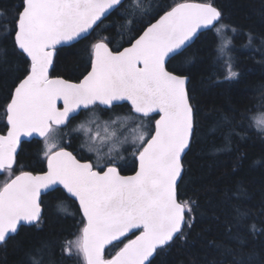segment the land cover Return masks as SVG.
<instances>
[{
    "label": "snow or ice",
    "instance_id": "6c2138e0",
    "mask_svg": "<svg viewBox=\"0 0 264 264\" xmlns=\"http://www.w3.org/2000/svg\"><path fill=\"white\" fill-rule=\"evenodd\" d=\"M117 7H124L123 0H21L13 26L4 30L5 38L12 39L30 65L6 105L8 130L0 135V174L12 177L0 186V243L17 233L21 222L39 221L42 194L56 191L57 186L78 201L86 220L76 241L86 264H151L158 250L190 226L186 213L192 209L178 199L177 185L182 154L193 134L194 112L186 89L188 77L166 65L190 46L201 29L216 27L222 13L211 2H176L123 50L113 51L103 39L93 43L91 70L79 83L51 78L57 46L86 39ZM140 8V0H129L125 14L132 17ZM225 27L219 24L216 30ZM238 75L227 64L226 79ZM119 101H127L136 114L124 120H139L132 129L138 132L132 140L138 162L134 175H121L120 157L111 155L118 151L115 143H127V137L114 142L102 165L82 162L55 142L62 126L81 108H111ZM153 113L159 119L149 131L143 118ZM257 123L264 126V120ZM33 134L45 140L47 170L14 174L21 137ZM111 137H116L115 131ZM133 229L140 230L139 235L104 259L105 246Z\"/></svg>",
    "mask_w": 264,
    "mask_h": 264
},
{
    "label": "trees",
    "instance_id": "16d2710c",
    "mask_svg": "<svg viewBox=\"0 0 264 264\" xmlns=\"http://www.w3.org/2000/svg\"><path fill=\"white\" fill-rule=\"evenodd\" d=\"M182 1L211 2L221 10L219 24L233 32L235 71L239 75L223 78L221 31L216 30L219 24L201 33L167 64L171 71L190 77L195 132L184 158L178 197L181 202L187 201L192 211L186 213L190 226L158 250L151 264H264V130L254 121V115L264 109V0H140L141 8L132 17L125 14L126 0L124 7L113 11L86 39L59 48L52 72L79 80L90 67L93 43L103 39L118 50L168 6ZM20 3L0 0L1 133L8 128L6 105L30 65L12 39L4 36V30L13 26ZM128 19L133 23L128 24ZM122 109L131 111L129 105ZM156 118H145L151 122V129ZM77 136L72 142L62 141L60 146L74 148L79 143ZM132 147L126 153L124 172L137 167ZM45 169L42 142L25 141L14 174ZM11 178L5 172L0 176V186ZM42 204L43 216L37 223L22 226L0 244V264H86L76 247L85 224L77 202L57 188L43 196ZM132 237L109 247L106 258L115 255Z\"/></svg>",
    "mask_w": 264,
    "mask_h": 264
},
{
    "label": "rangeland",
    "instance_id": "374dc122",
    "mask_svg": "<svg viewBox=\"0 0 264 264\" xmlns=\"http://www.w3.org/2000/svg\"><path fill=\"white\" fill-rule=\"evenodd\" d=\"M221 37H220V49L219 55L222 58V69L223 78L227 76V64L232 65V69L235 71V55L233 53L234 43L231 41L233 37V32H229L227 30L221 29ZM88 110V109H87ZM93 111H89L86 116H83L84 122L83 125L77 126L80 120L74 125L76 126L74 129L82 130L84 138L82 137L81 143L85 145L87 151L91 152L94 155L97 163L103 164L104 156H108L109 148L113 147L115 141H123L125 137H127V143H115V148L118 151H113L111 155L114 156H123L127 153V150L133 146L132 140L138 132H133L132 129L136 128V125L139 123V120L135 121H126L123 118L129 115L135 116L136 114L132 113L128 109L120 110H112L106 116H101L99 111L96 108L92 109ZM85 117H88L87 119ZM86 120V121H85ZM264 120V109L254 115V121L256 126L262 130V125H259L257 121ZM115 121L116 123H112ZM143 122L146 126H148V130L151 131L150 122L143 118ZM83 126V127H82ZM107 129V131H105ZM90 130V131H89ZM143 130V129H141ZM115 131L116 137L112 138L111 133ZM99 133L97 137L96 134ZM104 137H109V139H103ZM61 141L60 134L58 133V138L56 139V143L59 144ZM45 148V147H44ZM126 150H125V149ZM124 149V150H123ZM101 155V159L98 161V151ZM82 235V234H81Z\"/></svg>",
    "mask_w": 264,
    "mask_h": 264
},
{
    "label": "water",
    "instance_id": "95a60500",
    "mask_svg": "<svg viewBox=\"0 0 264 264\" xmlns=\"http://www.w3.org/2000/svg\"><path fill=\"white\" fill-rule=\"evenodd\" d=\"M126 0H123V3L125 2ZM182 2H196V3H204L203 1H182ZM213 4V3H212ZM213 6L214 7H216L219 11H221L215 4H213ZM118 8V7H117ZM116 8V9H117ZM116 9H114V10H111L110 11V13L107 15V17L108 16H110V14L113 12V11H115ZM222 13V12H221ZM163 14V13H162ZM161 14V15H162ZM156 19H159V16L156 18ZM155 19V20H156ZM105 20V19H104ZM155 20H153L152 22H150V23H154L155 22ZM149 23V24H150ZM148 24V25H149ZM147 25V26H148ZM146 26V27H147ZM145 27V28H146ZM144 28V29H145ZM214 27H212V28H208V29H201L200 31H199V33H198V35H197V37H195L194 38V40H193V42H191V44H190V46L197 40V38L200 36V34L201 33H203V32H206V31H208V30H212ZM93 32V30L89 33V34H87V37L89 36V35H91V33ZM143 32V31H142ZM142 32L140 33V34H142ZM139 34V35H140ZM138 35V36H139ZM138 36L137 37H135V38H138ZM135 38L129 43V44H127V45H125L124 47H122V48H120V49H118V50H123V48H126V47H129L130 46V44L132 43V42H134V40H135ZM80 40H82V39H80ZM79 40V41H80ZM78 42V41H77ZM77 42H71L70 44H65V45H58L57 46V52H58V49L59 48H61V47H64V46H69V45H72V44H75V43H77ZM104 42H106V41H104ZM107 43V42H106ZM109 47H110V45H109ZM111 48V47H110ZM188 48V47H187ZM187 48H185V49H187ZM112 49V48H111ZM184 49V50H185ZM113 50V49H112ZM113 51H117V50H113ZM57 52L55 53V55H54V59H53V65L50 67V69H49V75H50V77L51 78H62V79H65V80H68V81H70V82H72V83H79L82 79H83V77L85 76V75H87V73L91 70V67H90V69H89V71L88 72H86V74L84 75V76H82L79 80H70V79H67V78H65V77H62V76H51V73H52V70H53V66H54V63H55V58H56V55H57ZM170 61V60H169ZM168 61V62H169ZM168 62H167V64H168ZM167 66V68H168V65H166ZM169 71H171L170 69H168ZM176 74H178V73H176ZM187 76V75H186ZM188 77V81H187V84H186V89H187V91H188V94H189V82H190V77L189 76H187ZM14 92V91H13ZM189 98H190V94H189ZM58 103V107H62V101H58L57 102ZM124 103H127L128 105H129V103L127 102V101H119V102H115L114 103V106H116V105H120V104H124ZM190 104L192 105V103H191V100H190ZM99 106H101V107H103V108H109V107H107V106H104V105H99ZM130 106V105H129ZM91 107H93V106H91ZM193 107V106H192ZM83 110H86V109H83V108H81L80 110H78V113L77 114H74V117H76V116H78L79 114H80V112H82ZM193 112H194V109H193ZM135 114V113H134ZM153 115H158L157 113H153L151 116H153ZM73 117V118H74ZM6 119H7V116H6ZM157 119H159V115H158V117H157ZM71 120V119H70ZM70 122V121H69ZM7 130H8V128H7ZM7 130H6V132L5 133H0V135H6L7 134ZM194 132H195V112H194V128H193V134H192V136H191V139H190V146H189V148L188 149H186L185 150V153H183L182 154V165H183V170H182V173H181V176L178 178V185H177V192H178V188H179V185H180V182H181V180H182V178H183V175H184V172H185V167H184V158H185V156H186V154L188 153V151L190 150V148H191V145H192V143H193V137H194ZM33 139H39V140H41V139H43L42 137H39V136H37V135H35V134H33L32 136H22L21 137V143H20V146H19V148H18V150H17V153H19L20 152V149H21V147H22V144L25 142V141H31V140H33ZM67 150H69V149H67ZM69 151H71V150H69ZM74 154V153H73ZM18 155V154H17ZM75 155V154H74ZM77 159H79L78 157H77ZM82 162H83V160H81ZM91 162V161H90ZM138 169V162H137V168H136V170ZM46 170H47V166H46ZM45 170V171H46ZM135 170V171H136ZM135 171L134 172H132V173H129V174H122L121 172V175H124V176H130V175H134L135 174ZM31 172V171H30ZM33 174H39V173H41V172H38V173H35V172H32ZM19 174V173H18ZM1 175V174H0ZM57 188H62V186H57ZM65 191V190H64ZM51 192V191H50ZM66 192V191H65ZM47 193H49V192H47ZM46 193V194H47ZM46 194H42V196H41V218H42V216H43V211H44V209H43V204H42V200H43V196L44 195H46ZM67 194V193H66ZM71 199H73V200H75L76 202H77V204H78V207H79V209H80V206H79V203H78V201L74 198V197H71L69 194H67ZM178 199H179V197H178ZM180 200V199H179ZM181 201V200H180ZM80 211H81V214L83 215V213H82V210L80 209ZM40 218V219H41ZM85 219V218H84ZM35 223H37V222H35ZM35 223H32V224H27V223H25V222H21V225L18 227V231H17V233L19 232V230H20V228L22 227V226H28V225H33V224H35ZM85 223H86V220H85ZM139 232H140V230H138V229H133L132 231H130V232H128L124 237H121L120 238V240L119 241H113L111 244H109V245H106L105 246V249H104V259H110V258H106V251H107V249L109 248V247H111L112 245H114V244H116V243H119V242H122L127 236H131V235H134L131 239H135V237L137 236V235H139ZM17 233H14V234H9V237L6 239V241L11 237V236H14V235H16ZM178 237V236H177ZM176 237V238H177ZM130 239V240H131ZM175 239V238H174ZM4 243V242H3ZM171 243V242H170ZM0 244H2V243H0ZM122 248V247H121ZM119 251V250H118ZM114 256V255H113ZM155 257V256H154ZM153 257V258H154ZM152 258V259H153ZM152 261V260H151ZM86 262V261H85Z\"/></svg>",
    "mask_w": 264,
    "mask_h": 264
},
{
    "label": "flooded vegetation",
    "instance_id": "af4514ba",
    "mask_svg": "<svg viewBox=\"0 0 264 264\" xmlns=\"http://www.w3.org/2000/svg\"><path fill=\"white\" fill-rule=\"evenodd\" d=\"M57 56V55H56ZM90 67H91V63H90ZM89 67V69H90ZM88 69V71H89ZM53 71V70H52ZM87 71V72H88ZM51 76H60V75H54L53 72L51 73ZM15 89V88H14ZM123 105H128L127 103H124V104H120V105H116V106H113L111 108H103L99 105H96V106H93V107H90L88 108V110H83L82 112H80V114L74 118H72L70 120V122L66 125V126H62V128L60 129L59 131V134H60V138H61V141H59V145L62 141L64 142H72L73 141V138L75 136H79V143L75 144L74 145V148H69V147H66V146H63V147H66L67 149L71 150L80 160H83V161H91L94 165L97 164V161L95 160V157L94 155L96 154H91V152L87 151V149L85 148V145H83L81 143L82 141V137L84 138V135L82 133V130H76L74 129L76 126H74L83 116H86L87 113L89 111H93L92 109L93 108H96L100 115L101 116H106L107 114H109L112 110H119L120 108H122ZM86 119L88 117H85ZM86 121V120H85ZM83 119L80 120V122L77 124V126H80V125H83L82 124ZM6 132V131H5ZM77 136V137H78ZM33 140H38V141H41L42 142V145H43V150H45V140L44 139H33ZM32 141V140H31ZM23 145V144H22ZM132 149L134 150V148L132 147ZM19 154V153H18ZM128 154V153H127ZM127 154L125 153L123 156H119L120 158L117 160V166L118 168L120 169V172L122 174H129V173H132L134 171H130V172H124L122 171L123 170V167H125L128 163V159L126 158ZM114 156V155H113ZM17 158H18V155H17ZM104 159H107V156H104L103 157ZM133 161V160H132ZM135 161H136V165H137V160L135 158ZM16 163H17V159H16ZM16 165V164H15ZM14 165V166H15ZM102 165V164H101ZM46 166H47V162H46ZM137 168V167H136ZM46 170V169H45ZM44 170V171H45ZM136 170V169H135ZM23 171H28V170H23ZM31 172H34V171H31ZM40 172H43V171H40ZM35 173H38V172H35ZM4 174V173H3ZM1 174V175H3ZM18 174V173H17ZM0 175V176H1ZM8 182V181H7Z\"/></svg>",
    "mask_w": 264,
    "mask_h": 264
}]
</instances>
